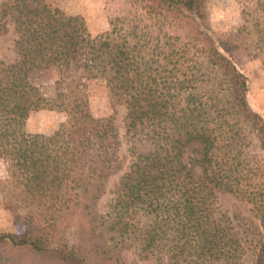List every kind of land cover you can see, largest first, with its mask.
<instances>
[{
  "label": "trees",
  "instance_id": "1",
  "mask_svg": "<svg viewBox=\"0 0 264 264\" xmlns=\"http://www.w3.org/2000/svg\"><path fill=\"white\" fill-rule=\"evenodd\" d=\"M55 1L0 6V35L11 25L14 37L13 58L0 59V158L24 226L0 232V264H261L264 117L231 55L264 57V20L256 39H216L202 28L208 0H130L134 12L92 37ZM50 74L46 98L34 82ZM87 79L105 80L125 132L152 146L130 151L105 213L98 201L122 168L121 141L113 118L90 113ZM43 107L66 116L62 140L24 130ZM221 195L249 211L220 212Z\"/></svg>",
  "mask_w": 264,
  "mask_h": 264
},
{
  "label": "rangeland",
  "instance_id": "2",
  "mask_svg": "<svg viewBox=\"0 0 264 264\" xmlns=\"http://www.w3.org/2000/svg\"><path fill=\"white\" fill-rule=\"evenodd\" d=\"M6 1L0 0V6ZM55 2V5L65 14L82 16L92 37L108 31L110 20L127 16L131 11L134 12L130 0H56ZM205 9L206 20L202 28L216 39L236 32H254L253 38L256 39L257 33L255 32L260 29L257 25L264 20V10L256 0H208ZM7 28L9 32L0 35L1 60L13 58L12 41L14 37L11 25ZM231 57L236 67L248 79L247 101L250 108L264 117V57L259 53L257 56L256 50L252 51V49L249 53L239 49L233 52ZM54 82L55 77L50 74L37 79L34 84L39 87L46 98H49L53 94ZM83 83L81 94L88 102L90 113L97 119L113 118L121 141L119 154L122 156V168L108 179L105 191L98 201L99 212L105 213L113 197L114 184L130 164V151L134 150L137 155H143L150 152L152 146L147 140L125 132V109L110 96L105 80L87 79ZM66 122V116L63 113L43 107L29 114L24 130L30 134H38L59 141L67 134ZM1 127L0 124V129ZM9 200L11 196L7 185L6 164L0 158V232L21 234L24 232V226L15 222L8 205ZM234 204L239 205L243 212L249 211V206L236 201L231 195L219 197L218 210L230 213ZM262 231L264 233V229ZM261 264H264V257Z\"/></svg>",
  "mask_w": 264,
  "mask_h": 264
}]
</instances>
